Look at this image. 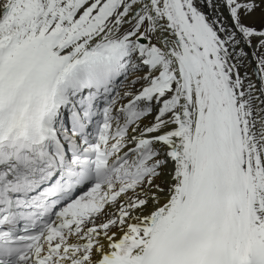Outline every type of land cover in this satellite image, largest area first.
I'll list each match as a JSON object with an SVG mask.
<instances>
[{"label": "snow or ice", "instance_id": "6c2138e0", "mask_svg": "<svg viewBox=\"0 0 264 264\" xmlns=\"http://www.w3.org/2000/svg\"><path fill=\"white\" fill-rule=\"evenodd\" d=\"M0 264H264V0H0Z\"/></svg>", "mask_w": 264, "mask_h": 264}]
</instances>
